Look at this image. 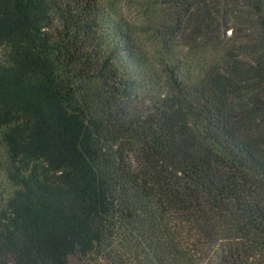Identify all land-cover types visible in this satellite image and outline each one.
Masks as SVG:
<instances>
[{
    "label": "trees",
    "instance_id": "1",
    "mask_svg": "<svg viewBox=\"0 0 264 264\" xmlns=\"http://www.w3.org/2000/svg\"><path fill=\"white\" fill-rule=\"evenodd\" d=\"M100 3L0 0V264H264V0Z\"/></svg>",
    "mask_w": 264,
    "mask_h": 264
},
{
    "label": "rangeland",
    "instance_id": "2",
    "mask_svg": "<svg viewBox=\"0 0 264 264\" xmlns=\"http://www.w3.org/2000/svg\"><path fill=\"white\" fill-rule=\"evenodd\" d=\"M140 0H101L99 15L106 20H114L120 22L127 29L134 32V39L137 46L144 52H151L155 50L165 51L182 62L187 61L192 66L194 75H198L201 64L209 61H217L219 57L215 52H211L209 48L202 45L200 48L190 49L188 46L182 45L180 42H173L170 46L166 45L165 33L162 29H153V22H158L163 18L155 7L138 4ZM147 20V21H146ZM148 22V23H147ZM124 27V28H125ZM231 31H228L230 34ZM164 46V47H162ZM4 51L0 47V60L3 59ZM12 190V187L3 177H0V201L5 198ZM70 264H108V262L101 256L90 254L86 257H79L71 255L69 257Z\"/></svg>",
    "mask_w": 264,
    "mask_h": 264
}]
</instances>
